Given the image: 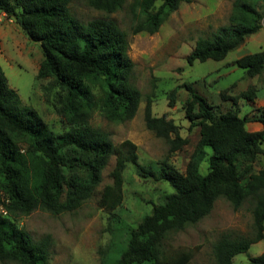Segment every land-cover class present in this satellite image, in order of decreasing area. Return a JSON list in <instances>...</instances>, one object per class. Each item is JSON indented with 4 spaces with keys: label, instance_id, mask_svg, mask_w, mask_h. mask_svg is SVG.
<instances>
[{
    "label": "trees",
    "instance_id": "1",
    "mask_svg": "<svg viewBox=\"0 0 264 264\" xmlns=\"http://www.w3.org/2000/svg\"><path fill=\"white\" fill-rule=\"evenodd\" d=\"M69 1L0 0V9L15 19L29 40L41 42L44 61L37 78L52 79L58 111L69 125L62 133L54 132L34 109L23 104L0 65V188L6 196L3 204L7 212L26 215L42 208L58 214L79 208L95 194L102 171L115 154L112 182L100 193L101 207L112 210L122 203L124 171L131 162L138 164L144 176L167 181L176 191L164 196L137 226L116 218L113 248L107 253V259L113 256L115 260L110 264H189L195 248L169 249L165 237L207 216L220 197L235 209L247 200L253 204L254 232L224 231L214 243L216 264H233L236 254L264 238V167L252 170V164L264 155V109L258 108L252 117L261 121L263 128L250 132L245 127L248 117L239 115L237 105L240 98L253 100L257 88L249 87L235 96L223 92L224 100L233 101V107L223 112L192 84L181 85L189 92L183 105L189 128L198 126L200 135L184 172L171 164L168 156L183 148L188 139L180 135L179 126L166 113L153 114L149 98L144 111L146 127L166 139L169 148L158 166L139 164L133 141L125 139L115 145L109 132L89 122L97 109L116 122L132 118L138 110L142 94L132 81L135 65L128 53L127 34L111 19L80 22L70 12ZM84 1L107 13L119 10L126 2ZM190 1L132 0V32H156L172 11ZM263 10L264 0H234L228 22L210 36L198 38L187 61L225 59L264 27ZM235 64L248 76L261 75L264 48L236 59ZM49 88L43 87L45 91ZM176 91L169 93L171 106ZM9 134L27 137V146L20 147ZM207 146L212 148L208 157ZM205 158L208 171L203 174L200 164ZM9 220L12 228L6 226ZM125 234L123 245L117 248L118 236ZM50 245L48 238L35 240L0 213L1 261L50 264ZM250 264H264V250L252 257Z\"/></svg>",
    "mask_w": 264,
    "mask_h": 264
},
{
    "label": "rangeland",
    "instance_id": "2",
    "mask_svg": "<svg viewBox=\"0 0 264 264\" xmlns=\"http://www.w3.org/2000/svg\"><path fill=\"white\" fill-rule=\"evenodd\" d=\"M233 1L182 2L178 9L166 17L156 32L133 33L132 0H126L119 10L112 13L96 9L84 0H70L68 3L70 12L80 22L111 19L127 34L128 53L135 65L132 81L142 94L138 110L132 118L119 122L112 121L97 109L90 118V125L109 132L115 145L125 139L133 141L137 145L138 163L158 166L168 154L169 145L166 139L156 136L146 127L144 111L150 98L153 114L161 116L166 113L179 126L180 135L188 139L183 148L173 151L168 156V161L184 172L200 135L198 126L189 128L190 120L183 107L189 92L181 85L192 84L215 108L217 107L218 111L223 112L233 107L231 99L222 98L223 92L226 95H239L249 87H254L250 84L252 78L243 68L235 66L236 69L232 71L227 61L239 54L257 52L263 48L264 29L262 43L255 45L253 40L245 41L243 48L229 52L223 60H196L190 64L186 58L195 47L198 38L210 36L219 26L228 22ZM159 4L160 2L157 3ZM10 18L15 21L13 17H0V26L2 25L0 29L8 27L7 21L12 23ZM16 25L19 31L13 29L7 36L0 38V65L10 86L19 93L23 104L34 109L54 132L62 133L69 129V125L58 111L59 104L55 97L57 90L53 87L51 78H37L40 65L44 61L43 49L38 42L31 40L28 42L21 26ZM263 74L259 76V85L264 82ZM45 85L50 87L48 91L43 89ZM173 90H177L176 101L171 106L169 93ZM239 100L244 103L239 115L245 116L251 107L246 104L244 98ZM223 104L228 109L223 107ZM9 136L22 148L28 144L27 137L12 134ZM206 151L208 157L212 153V148L207 146ZM114 165L115 154H112L102 171V181L97 191L75 210L56 214L36 208L26 215H11L3 204L6 202V196L0 188V213L13 219L17 227L28 232L35 240L43 238L50 240V264H104L105 260L106 264H110L115 260L113 256L107 259L109 255L107 253L113 248V235L117 231L116 218L120 217L132 226H137L164 196L176 191L167 181L144 176L138 164L131 162L124 171L122 203L115 209H105L99 204L100 193L106 184L112 182L110 172ZM261 167H264L263 154L252 164V170ZM243 169L242 167L240 170ZM200 171L203 174L208 171L207 158L201 162ZM252 206V202L247 200L239 209H235L230 201L220 197L207 216L182 230L169 232L164 240L165 246L169 249L195 248L189 264H216L213 246L221 233L231 230L234 234L250 235L254 232ZM6 226L12 228L10 220L6 221ZM126 236L127 234L121 238L118 236L117 248L123 245L122 240ZM263 250L264 239L251 244L246 251L236 254L233 257V264H250L251 258ZM0 264L20 263L0 260Z\"/></svg>",
    "mask_w": 264,
    "mask_h": 264
},
{
    "label": "crops",
    "instance_id": "3",
    "mask_svg": "<svg viewBox=\"0 0 264 264\" xmlns=\"http://www.w3.org/2000/svg\"><path fill=\"white\" fill-rule=\"evenodd\" d=\"M0 17L1 18H5V17L8 18L9 16H7L6 13L0 9ZM10 19H11L10 22H12V23H8L9 21H7V19H6V21H7L6 24H8V27H5V29H0V38H2L4 36H7L10 32H12L13 29L19 31V29H18V27L16 25L18 23H16L15 21H13L12 18H10ZM0 27H2V25ZM262 29H264V27ZM262 29L260 31H258L257 33H255V34L251 35L250 37H248L249 39L247 38L245 41L246 42L247 41L248 42H252V40H253V42H254L253 44H255V45L262 43L261 42V40H262ZM26 38H27V41L29 42V38L28 37H26ZM258 38H260V40H258ZM244 44H242L241 46H239L237 49L243 48L244 47ZM249 53H254V52H246V53H243V54H239L238 56H236V58H232V59L228 60L227 61V65H229L232 68L231 69L232 71L235 70L236 69L235 66H237L235 64L236 59H238V58H240V57H242V56H244L246 54H249ZM228 62H230V64H228ZM259 76L260 75H256V76H252V77L250 76L252 78V81L250 82V84L254 85L257 88L256 89V96L254 97L253 100L245 99L246 100V104H248L251 107V109L249 110V113L245 115V116L248 117V119H247V121L245 123V127L250 132L259 131V130H261L263 128V123L261 121L252 118L253 115L257 114V109L258 108H263L264 109V82H263L262 85H259V82H260V81H258L259 80ZM263 80H264V74H263ZM232 96H235V95H232ZM226 100H228V99H226ZM238 103H239L238 105H239V108H240V111H241L242 110V106H243L244 103H243L242 100H239ZM224 104L226 106L228 105L227 102H225ZM224 104H223V107H226ZM245 116H243V117H245Z\"/></svg>",
    "mask_w": 264,
    "mask_h": 264
},
{
    "label": "water",
    "instance_id": "4",
    "mask_svg": "<svg viewBox=\"0 0 264 264\" xmlns=\"http://www.w3.org/2000/svg\"><path fill=\"white\" fill-rule=\"evenodd\" d=\"M41 45V42H38Z\"/></svg>",
    "mask_w": 264,
    "mask_h": 264
}]
</instances>
